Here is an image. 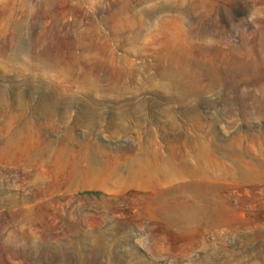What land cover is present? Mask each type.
Returning a JSON list of instances; mask_svg holds the SVG:
<instances>
[{
    "label": "rangeland",
    "instance_id": "1",
    "mask_svg": "<svg viewBox=\"0 0 264 264\" xmlns=\"http://www.w3.org/2000/svg\"><path fill=\"white\" fill-rule=\"evenodd\" d=\"M0 264H264V0H0Z\"/></svg>",
    "mask_w": 264,
    "mask_h": 264
}]
</instances>
